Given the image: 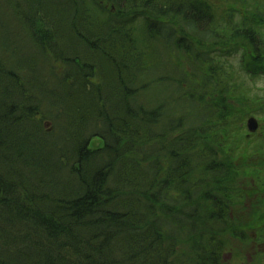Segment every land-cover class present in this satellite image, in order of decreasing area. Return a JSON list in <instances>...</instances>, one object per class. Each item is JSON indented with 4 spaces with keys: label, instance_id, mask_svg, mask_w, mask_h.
Returning <instances> with one entry per match:
<instances>
[{
    "label": "trees",
    "instance_id": "obj_1",
    "mask_svg": "<svg viewBox=\"0 0 264 264\" xmlns=\"http://www.w3.org/2000/svg\"><path fill=\"white\" fill-rule=\"evenodd\" d=\"M254 9L218 20L205 0H0V264L221 263L220 248L200 241L193 260L175 258L194 222L171 223L167 194L192 198L193 139L207 115L189 96L213 99L222 72L206 50L246 45L264 70Z\"/></svg>",
    "mask_w": 264,
    "mask_h": 264
},
{
    "label": "rangeland",
    "instance_id": "obj_2",
    "mask_svg": "<svg viewBox=\"0 0 264 264\" xmlns=\"http://www.w3.org/2000/svg\"><path fill=\"white\" fill-rule=\"evenodd\" d=\"M205 1L212 5L218 20L222 19L224 10L229 7L237 10L247 8L252 13H260L254 9L259 8L264 15V0ZM261 19L260 14L258 20ZM168 23L174 33L183 37L184 32L178 20L168 19ZM259 25V35L255 32L257 36L254 39L258 37V47L260 44L264 48V18L259 21ZM23 42L26 40H21L20 44ZM247 48L246 45H238L220 47L208 52L206 50L209 64H213V69L222 71L213 75L211 85L213 91H216L211 95L213 99L207 97L203 103L198 100L203 94L200 96L199 92L192 91L193 96H189L199 110L206 108L203 116L207 115V121L199 124L196 128L199 135L193 139L197 143V157L194 159L196 164L190 173V184L187 187V193L192 198L185 202L175 197L171 191L167 194L172 201L170 204H174L173 211L169 210L173 212L171 223L176 222L178 226L189 224L188 220L194 222L192 237L182 235L183 238L179 240L175 255L179 260L181 257L185 259V256L193 260L196 257L193 255L196 251L194 248L197 247L195 241H200V244L204 242L205 245L208 243L212 247L220 248V264H264V74H260L264 70H260L255 62L256 54L250 52L253 56L245 57ZM170 56L171 63L180 69L179 73L186 75L188 80L193 82V70L187 58L175 48L170 50ZM245 60L250 70L257 72L259 69V72L252 74L250 70L247 71L244 67ZM56 64L51 66L58 73L61 67ZM57 77L58 75L52 76ZM95 78L91 76L90 82L93 83ZM207 81L202 79L203 84ZM182 90L185 93L187 89L182 87ZM206 93L204 92V95ZM23 97L28 98L27 95ZM249 117H254L257 122V130L254 133L246 128ZM97 124L99 122L89 124L87 129L97 128ZM121 140L120 145L125 141L123 137ZM97 143L100 141L91 140V144ZM162 170L164 172L170 169L162 167ZM217 170H221L224 176L217 177ZM206 191H209L210 197ZM215 194L217 199L212 198ZM226 195L229 201L221 200V197ZM151 196L148 194L144 199L152 205ZM163 205L164 203L160 205V210ZM155 209H158V206ZM185 209L189 211L186 214ZM177 210L189 217H179V213L175 212ZM175 214L178 215L174 216ZM215 216L222 218L215 221L218 218ZM198 261L202 262L203 258Z\"/></svg>",
    "mask_w": 264,
    "mask_h": 264
},
{
    "label": "water",
    "instance_id": "obj_3",
    "mask_svg": "<svg viewBox=\"0 0 264 264\" xmlns=\"http://www.w3.org/2000/svg\"><path fill=\"white\" fill-rule=\"evenodd\" d=\"M247 126H248L249 130L253 132V131L256 130L257 124L254 121V119H249L248 123H247Z\"/></svg>",
    "mask_w": 264,
    "mask_h": 264
}]
</instances>
